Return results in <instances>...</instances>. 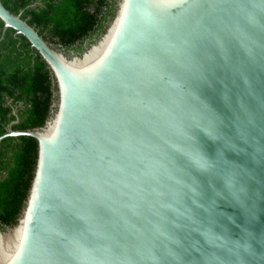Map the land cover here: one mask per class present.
<instances>
[{"label": "water", "instance_id": "1", "mask_svg": "<svg viewBox=\"0 0 264 264\" xmlns=\"http://www.w3.org/2000/svg\"><path fill=\"white\" fill-rule=\"evenodd\" d=\"M0 20L54 90L0 135L37 143L0 264H264V0H115L80 51Z\"/></svg>", "mask_w": 264, "mask_h": 264}, {"label": "trees", "instance_id": "2", "mask_svg": "<svg viewBox=\"0 0 264 264\" xmlns=\"http://www.w3.org/2000/svg\"><path fill=\"white\" fill-rule=\"evenodd\" d=\"M20 13L51 45L80 51L102 30L115 0H1ZM0 20V135L40 127L54 100L50 69L29 41ZM37 143L30 136L0 142V227H11L21 212L33 177Z\"/></svg>", "mask_w": 264, "mask_h": 264}]
</instances>
